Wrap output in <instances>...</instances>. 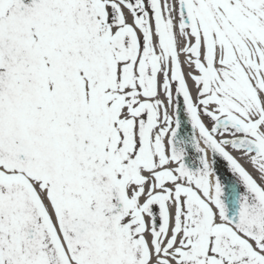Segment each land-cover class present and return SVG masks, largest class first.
<instances>
[{
  "label": "snow or ice",
  "instance_id": "6c2138e0",
  "mask_svg": "<svg viewBox=\"0 0 264 264\" xmlns=\"http://www.w3.org/2000/svg\"><path fill=\"white\" fill-rule=\"evenodd\" d=\"M0 264H264V0H0Z\"/></svg>",
  "mask_w": 264,
  "mask_h": 264
},
{
  "label": "water",
  "instance_id": "95a60500",
  "mask_svg": "<svg viewBox=\"0 0 264 264\" xmlns=\"http://www.w3.org/2000/svg\"><path fill=\"white\" fill-rule=\"evenodd\" d=\"M225 184H227L228 189V191L226 192V206L230 214H235L238 209L237 185L232 181L225 182Z\"/></svg>",
  "mask_w": 264,
  "mask_h": 264
},
{
  "label": "rangeland",
  "instance_id": "374dc122",
  "mask_svg": "<svg viewBox=\"0 0 264 264\" xmlns=\"http://www.w3.org/2000/svg\"><path fill=\"white\" fill-rule=\"evenodd\" d=\"M188 128L190 129V126H188ZM188 134H189V132L186 130L185 132L180 133V136L183 138L184 136H186V135H188ZM189 152H190V156H192V158H194V160H195L196 155H194V154H196V153L194 152V150H192V149L190 148V149H189ZM188 158H189V156H188ZM217 159H218V158H217ZM222 164H224L223 161H222ZM222 166H224L223 170H228L226 165H222ZM241 187H242V186H241ZM242 191H244L243 187H242Z\"/></svg>",
  "mask_w": 264,
  "mask_h": 264
},
{
  "label": "bare ground",
  "instance_id": "6f19581e",
  "mask_svg": "<svg viewBox=\"0 0 264 264\" xmlns=\"http://www.w3.org/2000/svg\"><path fill=\"white\" fill-rule=\"evenodd\" d=\"M233 155H237L238 156V153H233ZM241 163H244L243 161H241ZM190 165H192V166H195V163H189ZM244 166L246 167V169L247 170H249L250 172H252V174L255 176L256 174H255V172H253V170H252V168H251V166L250 165H248V164H246V163H244Z\"/></svg>",
  "mask_w": 264,
  "mask_h": 264
},
{
  "label": "flooded vegetation",
  "instance_id": "af4514ba",
  "mask_svg": "<svg viewBox=\"0 0 264 264\" xmlns=\"http://www.w3.org/2000/svg\"><path fill=\"white\" fill-rule=\"evenodd\" d=\"M186 160H187L188 163H190L187 157H186ZM220 164H221V162H220ZM222 168H223V166H221V171H218L217 173H219V174L222 173L223 172Z\"/></svg>",
  "mask_w": 264,
  "mask_h": 264
}]
</instances>
